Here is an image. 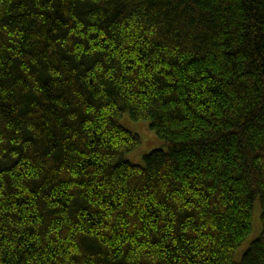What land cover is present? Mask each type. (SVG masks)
<instances>
[{
  "label": "trees",
  "instance_id": "obj_1",
  "mask_svg": "<svg viewBox=\"0 0 264 264\" xmlns=\"http://www.w3.org/2000/svg\"><path fill=\"white\" fill-rule=\"evenodd\" d=\"M0 264H264V0H0Z\"/></svg>",
  "mask_w": 264,
  "mask_h": 264
},
{
  "label": "rangeland",
  "instance_id": "obj_2",
  "mask_svg": "<svg viewBox=\"0 0 264 264\" xmlns=\"http://www.w3.org/2000/svg\"><path fill=\"white\" fill-rule=\"evenodd\" d=\"M122 125L126 130L137 135L141 142L138 148L132 153L128 154L125 159L133 165H142L143 157L145 155H148L151 151L159 148V145H148L149 142L155 143L156 138L153 133L149 130L148 124L146 123L139 124L130 122V120L125 116L122 119Z\"/></svg>",
  "mask_w": 264,
  "mask_h": 264
}]
</instances>
